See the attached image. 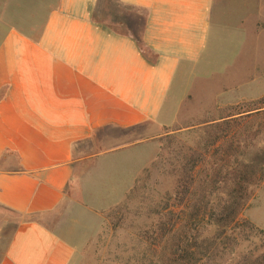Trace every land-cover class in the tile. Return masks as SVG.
I'll use <instances>...</instances> for the list:
<instances>
[{"label": "crops", "instance_id": "0c3cea01", "mask_svg": "<svg viewBox=\"0 0 264 264\" xmlns=\"http://www.w3.org/2000/svg\"><path fill=\"white\" fill-rule=\"evenodd\" d=\"M57 3L43 22L33 13L0 39V217L12 216L0 221V245L3 224L17 223L0 264L80 258L89 227L81 231L78 220L96 206L70 207L78 178L100 173L111 183L118 172L136 175L143 167L112 164L131 150L92 154L86 145L100 142L105 129L174 123L180 88L205 56L221 55L233 33L243 45L220 13L215 28V0Z\"/></svg>", "mask_w": 264, "mask_h": 264}, {"label": "rangeland", "instance_id": "374dc122", "mask_svg": "<svg viewBox=\"0 0 264 264\" xmlns=\"http://www.w3.org/2000/svg\"><path fill=\"white\" fill-rule=\"evenodd\" d=\"M57 2L0 0V20H3L0 39L10 31L8 27L23 26L33 13L36 22H43L48 11L56 8ZM214 6L215 28L221 27L220 13L229 27L233 26L242 33L243 45L233 33L226 38L221 55L213 53L212 60V54L205 56L189 83L180 88V107L176 109L175 122L170 125L148 124L131 130L105 129L101 132L100 142L86 145L92 154L131 150L125 155L111 157L112 164L118 169L127 165L134 169L143 167L136 175L118 172L111 183L104 182L100 173L78 178L79 184L70 194L73 200L70 207L75 210L93 201L96 207L95 213L86 214L81 222L78 220L81 231L84 224L89 228L81 233L87 240L80 258L77 254L73 264H169L171 236H161L162 217L155 212L165 195L173 192L175 177L172 172L181 168L184 158L203 138L199 131L204 124L222 125L229 120L228 116L237 118L230 125H222L225 130L223 154L227 153L228 146L233 145V140L243 139L248 141L246 154L264 150V103H258L264 100V0H215ZM34 32L39 34V30ZM237 43L241 46L237 47ZM216 47L213 45L212 49ZM251 74L254 75L252 78L247 77ZM184 90H187L188 97L181 99ZM248 93L259 99L247 101L244 95ZM175 104L170 101L169 105ZM171 111L166 112L170 115ZM239 143L241 146L242 142ZM214 152L215 149L211 148L198 173L213 168ZM84 191L89 193L88 197L84 196ZM6 217L12 219L6 214L5 218L0 217V221ZM240 219L264 231V179L254 189ZM16 228L14 220L3 224L0 250H5Z\"/></svg>", "mask_w": 264, "mask_h": 264}, {"label": "trees", "instance_id": "16d2710c", "mask_svg": "<svg viewBox=\"0 0 264 264\" xmlns=\"http://www.w3.org/2000/svg\"><path fill=\"white\" fill-rule=\"evenodd\" d=\"M228 119L221 124L237 120ZM218 124L200 127L203 138L172 172L174 190L155 212L162 217L161 236H171L169 264H264V231L240 219L264 179V150L246 154L248 141L243 139L233 140L221 153L225 130ZM211 148L213 168L198 173Z\"/></svg>", "mask_w": 264, "mask_h": 264}]
</instances>
